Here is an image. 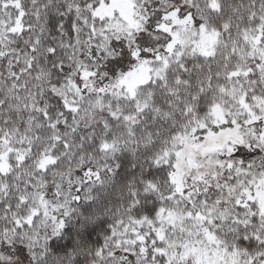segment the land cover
I'll return each mask as SVG.
<instances>
[{
	"label": "snow or ice",
	"instance_id": "obj_1",
	"mask_svg": "<svg viewBox=\"0 0 264 264\" xmlns=\"http://www.w3.org/2000/svg\"><path fill=\"white\" fill-rule=\"evenodd\" d=\"M0 264H264V0H0Z\"/></svg>",
	"mask_w": 264,
	"mask_h": 264
}]
</instances>
